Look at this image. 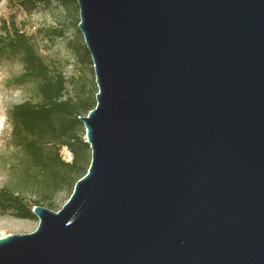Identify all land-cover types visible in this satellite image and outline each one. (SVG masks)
<instances>
[{"label":"water","instance_id":"water-1","mask_svg":"<svg viewBox=\"0 0 264 264\" xmlns=\"http://www.w3.org/2000/svg\"><path fill=\"white\" fill-rule=\"evenodd\" d=\"M90 162L0 264H264V0H75Z\"/></svg>","mask_w":264,"mask_h":264},{"label":"trees","instance_id":"trees-1","mask_svg":"<svg viewBox=\"0 0 264 264\" xmlns=\"http://www.w3.org/2000/svg\"><path fill=\"white\" fill-rule=\"evenodd\" d=\"M6 1L9 7L17 6L27 13L46 8L52 2ZM56 1L77 7L75 0ZM76 31V43L70 41L68 45L80 53L83 60L90 61L81 33L78 28ZM52 33L62 36L61 30ZM3 58L19 60L21 72L16 81L34 84L37 100L25 99L7 112L10 144L23 164V180L32 198L30 200L1 187L0 211L17 219H36L31 211L34 205L44 202L52 210L55 207L54 195L63 190L70 195L74 183L88 168L90 149L85 142L84 127L79 117L95 106V97L94 93L66 94L67 78L60 72H51L38 52L33 36L21 30L13 20L6 23L0 18V59ZM62 147L70 152L69 161L61 158Z\"/></svg>","mask_w":264,"mask_h":264},{"label":"rangeland","instance_id":"rangeland-1","mask_svg":"<svg viewBox=\"0 0 264 264\" xmlns=\"http://www.w3.org/2000/svg\"><path fill=\"white\" fill-rule=\"evenodd\" d=\"M0 18L6 23L13 20L21 30L33 36L38 52L51 72H60L67 78L66 94L84 92L94 93L95 96L97 86L91 59L83 60L81 54L68 45L70 41L76 43L78 7L52 0L48 7L27 13L17 6L9 7L6 0H0ZM54 30H61L62 36L53 34ZM81 41L83 42L82 35ZM20 72L21 64L18 59H0V188L22 194L31 200L32 195L23 180V164L9 140L8 110L25 99L37 100L34 84H20L16 81ZM60 155L65 161L71 159V154L65 147L61 148ZM68 196L69 193L65 190L55 194V207L52 210L57 211ZM41 205L48 207L44 202ZM37 223V217L17 219L0 211V236L2 233H29L36 228Z\"/></svg>","mask_w":264,"mask_h":264},{"label":"bare ground","instance_id":"bare-ground-1","mask_svg":"<svg viewBox=\"0 0 264 264\" xmlns=\"http://www.w3.org/2000/svg\"><path fill=\"white\" fill-rule=\"evenodd\" d=\"M5 234L4 233H2V236H4Z\"/></svg>","mask_w":264,"mask_h":264}]
</instances>
